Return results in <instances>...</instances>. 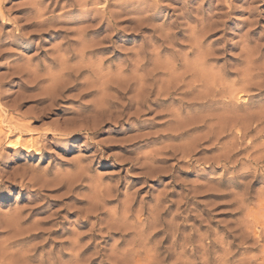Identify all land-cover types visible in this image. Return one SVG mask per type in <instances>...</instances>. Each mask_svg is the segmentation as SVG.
I'll return each instance as SVG.
<instances>
[{
    "label": "rangeland",
    "instance_id": "374dc122",
    "mask_svg": "<svg viewBox=\"0 0 264 264\" xmlns=\"http://www.w3.org/2000/svg\"><path fill=\"white\" fill-rule=\"evenodd\" d=\"M0 130V264H264V0H2Z\"/></svg>",
    "mask_w": 264,
    "mask_h": 264
},
{
    "label": "bare ground",
    "instance_id": "6f19581e",
    "mask_svg": "<svg viewBox=\"0 0 264 264\" xmlns=\"http://www.w3.org/2000/svg\"><path fill=\"white\" fill-rule=\"evenodd\" d=\"M1 6H2V0H0V8H1ZM80 72V71H79ZM88 87V86H87ZM164 94V93H163ZM160 95V94H159ZM141 97V96H140ZM160 100V99H159ZM146 101V100H145ZM145 108V107H144ZM4 117V116H3ZM1 126H2V124H1ZM18 131V130H17ZM0 134H1V130H0ZM20 137V136H19ZM0 143H1V135H0ZM10 144H12V145H15V144H18V141L14 144V143H10ZM21 144V143H20ZM16 146V145H15ZM136 259V258H135ZM128 263V262H127ZM126 263V264H127Z\"/></svg>",
    "mask_w": 264,
    "mask_h": 264
}]
</instances>
